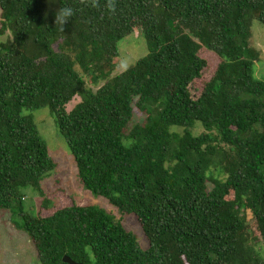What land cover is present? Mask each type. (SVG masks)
I'll return each instance as SVG.
<instances>
[{
	"label": "trees",
	"instance_id": "trees-1",
	"mask_svg": "<svg viewBox=\"0 0 264 264\" xmlns=\"http://www.w3.org/2000/svg\"><path fill=\"white\" fill-rule=\"evenodd\" d=\"M65 6L75 15L61 31ZM254 21L264 25V0H117L114 14L79 0H0V209L19 208L41 264H264ZM137 30L147 54L112 75L119 41ZM202 51L220 62L194 95ZM42 107L83 186L133 214L147 250L102 208L54 207L41 183L56 163L24 113ZM28 187L43 197L36 215L22 207Z\"/></svg>",
	"mask_w": 264,
	"mask_h": 264
},
{
	"label": "rangeland",
	"instance_id": "rangeland-1",
	"mask_svg": "<svg viewBox=\"0 0 264 264\" xmlns=\"http://www.w3.org/2000/svg\"><path fill=\"white\" fill-rule=\"evenodd\" d=\"M252 33L251 45L259 52V61L254 67V76L256 79L264 81V25L259 21H254ZM6 37V35L2 36L3 39ZM118 49L120 61L112 75L123 72L148 52L146 40L140 30L121 39ZM201 55L207 59L209 66L203 77L193 84L191 89L194 95H198L202 91L220 62V59L210 52L202 51ZM80 99V96H75L66 105L67 111H70ZM24 113L32 115L41 137L46 142L49 155L56 163L55 169L41 183L42 189L53 198L54 207H63L74 202L78 205L102 208L111 213L117 221L133 233L140 247L147 250L149 242L137 218L133 214L120 212L106 197L96 195L83 186L73 156L60 135L49 108L26 110ZM196 126L195 134L201 133L203 131L201 124L197 122ZM22 194L24 195L22 207L25 213L36 215L42 210L43 197L36 190L28 187L22 190ZM52 210H48V212ZM247 216L248 220L252 222L250 212ZM20 221L19 208L0 209V264H41L28 233L17 226Z\"/></svg>",
	"mask_w": 264,
	"mask_h": 264
},
{
	"label": "clouds",
	"instance_id": "clouds-1",
	"mask_svg": "<svg viewBox=\"0 0 264 264\" xmlns=\"http://www.w3.org/2000/svg\"><path fill=\"white\" fill-rule=\"evenodd\" d=\"M80 5L93 9H105L107 12L114 14L117 8V0H79ZM75 15V10L72 7H60L55 12V25H58L60 30L63 31L67 22Z\"/></svg>",
	"mask_w": 264,
	"mask_h": 264
},
{
	"label": "water",
	"instance_id": "water-1",
	"mask_svg": "<svg viewBox=\"0 0 264 264\" xmlns=\"http://www.w3.org/2000/svg\"><path fill=\"white\" fill-rule=\"evenodd\" d=\"M63 262L68 264H76L73 260H71L68 256L63 257Z\"/></svg>",
	"mask_w": 264,
	"mask_h": 264
}]
</instances>
